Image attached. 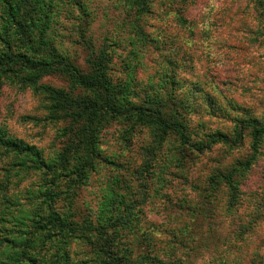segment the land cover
Returning <instances> with one entry per match:
<instances>
[{
  "label": "rangeland",
  "instance_id": "rangeland-1",
  "mask_svg": "<svg viewBox=\"0 0 264 264\" xmlns=\"http://www.w3.org/2000/svg\"><path fill=\"white\" fill-rule=\"evenodd\" d=\"M259 1L261 6L258 0H46L55 8L47 36L62 55L89 75L91 60L102 54L126 103L159 109L187 133L183 146L176 134L157 131L149 121L103 122L102 157L76 191L77 221L100 222L109 191L122 194L128 187L122 195L135 205L139 225L127 222L135 231L128 239L147 260L264 264V138L257 140V152L250 133L236 148L220 144L201 152L214 135L233 139L241 120L264 124V0ZM44 83L93 96L71 88L65 76ZM68 127V121L51 117L43 95L0 80V130L51 160L69 141ZM12 165L0 147V239H30L39 261L52 253L53 261L69 255L70 261L96 263L88 239L53 244L50 236H22L32 228L13 217L32 205L29 192L36 193L43 176L16 172ZM133 260L127 264L145 263Z\"/></svg>",
  "mask_w": 264,
  "mask_h": 264
},
{
  "label": "trees",
  "instance_id": "trees-1",
  "mask_svg": "<svg viewBox=\"0 0 264 264\" xmlns=\"http://www.w3.org/2000/svg\"><path fill=\"white\" fill-rule=\"evenodd\" d=\"M125 1L138 3L140 0ZM257 3L262 4L259 0ZM54 9L46 0H0V80L19 83L43 95L49 102L51 117L69 122L65 129L69 141L51 160L45 159L37 147L0 130V147L4 149V156L11 158L12 166L18 168L16 172L37 171L43 176L36 193L29 192L34 197L32 205L26 211H20L18 217H13L14 222L32 228L23 231L22 236L31 234L32 238L39 236L40 239L50 236L55 238L53 244L55 240L62 243L88 239L93 242L98 259L93 264H127L133 259L145 261L144 264H151L146 261L167 264L153 256L147 260L143 253L135 251L134 241L128 239L135 235L133 227L139 226L135 205L133 207L122 195L128 194V187V191L121 189L122 194L116 189L109 191L107 207L96 224L76 220V191L86 183L96 168V161L102 157L98 142L105 128L103 122L137 125L149 121L157 131L176 134L183 146L188 145L186 128L167 118L159 109L126 103L125 90L109 75L107 59L102 54L91 60L92 71L84 75L47 36ZM55 75L65 76L71 88L88 91L93 96H74L65 88L44 83L45 79ZM248 133L255 139L253 148L257 152V140L264 138V124L251 119L238 122L233 139L221 134L212 136L208 147H203L201 152L212 151L220 144L236 148L243 144ZM225 181L230 189L233 188L231 178ZM62 200L64 209L57 207ZM130 219L133 227L127 224ZM29 240L0 239V254L5 258L0 264H83V261H70L69 255L65 261H53L52 253L48 259L39 261L41 255L35 254L37 247ZM44 249L49 250V245Z\"/></svg>",
  "mask_w": 264,
  "mask_h": 264
}]
</instances>
